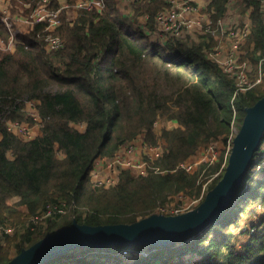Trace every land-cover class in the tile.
Returning <instances> with one entry per match:
<instances>
[{
    "label": "trees",
    "instance_id": "trees-1",
    "mask_svg": "<svg viewBox=\"0 0 264 264\" xmlns=\"http://www.w3.org/2000/svg\"><path fill=\"white\" fill-rule=\"evenodd\" d=\"M23 1L33 8L40 0ZM62 1L53 0L52 7ZM228 2L209 1L212 21L224 15ZM104 3L101 12H81L72 23L62 17L56 30L64 39L59 50L45 49L38 36L44 25L36 24L16 36L14 51L0 52V218L24 223L48 202L65 201L71 206L65 215L48 219L34 231L7 235L0 243V264L11 259L12 247L19 253L47 233L70 226L73 219L88 225L130 224L153 214L171 194L199 197L206 176L223 163L225 145L213 165L202 163L191 172L173 169L209 140L226 139L233 106L239 129L245 109L264 96V78L234 95L233 80L206 54L221 39L219 35L206 34L193 44L177 40L166 47L146 35L143 26L153 28L165 0ZM239 4L242 11L251 8L244 48L254 78L258 60L264 56V12L260 0H239ZM8 33L0 19V37L6 39ZM33 100L44 125L40 135L23 140L8 129L6 121L31 122L24 108L26 101ZM162 118L174 119L178 126L162 127L157 133L154 123ZM139 135L148 145L162 140V155L148 162L166 171L149 167L142 175L124 168L116 185L94 189L88 180L94 161L111 157L121 144ZM263 145L264 133L258 150ZM253 164L235 203L206 229L180 244L147 246L146 254L126 264H183L190 252L206 264H264V214L258 217L257 207L249 208L264 199V177L250 183ZM224 169L209 182L207 192ZM15 196L20 197L17 202L12 201ZM243 213L258 217L259 222L253 232L244 230L249 238L237 248L235 229ZM144 248H78L47 264H115L123 260V253Z\"/></svg>",
    "mask_w": 264,
    "mask_h": 264
},
{
    "label": "built area",
    "instance_id": "built-area-1",
    "mask_svg": "<svg viewBox=\"0 0 264 264\" xmlns=\"http://www.w3.org/2000/svg\"><path fill=\"white\" fill-rule=\"evenodd\" d=\"M120 1L122 4H132L147 0ZM260 1L264 12V0ZM165 2L166 5L155 15L153 28L150 29L143 26L144 33L152 40L166 47L167 44L175 43L177 40L188 42V35L190 33H197L201 36H205L206 34L211 36L219 35L221 39L218 43L206 49V54L211 61L216 63L233 80L236 87L234 95L238 92H246L263 80L264 56L259 58L257 74L252 78L250 76V66L252 70V64L246 56L245 48L242 49L250 33V19L247 20L245 17H242L237 20L235 19L232 24L224 25L222 23L224 15L216 22L212 21L211 12L207 10V6L206 8H200L198 0H165ZM233 3L234 0H229L228 7L232 6ZM52 4L53 0H40L32 8L30 2H24L23 0H0V19L9 32L6 39L0 37V52L14 51L17 44L16 36L25 33L36 24L44 25L42 34H38V36L42 38L45 49L47 51L59 50L64 46V39L56 33V30L62 25V17H64L66 22L72 23L75 18L70 16V12L76 11L78 15L84 11L101 12L105 5L104 0H65L56 8H53ZM16 8L18 10H14ZM248 18L250 17L248 16ZM223 39L229 41L227 48H224L221 44ZM27 102L31 101H26V104ZM232 110L233 115L230 130L226 139L219 137L209 140L203 145L199 159H197V153H195L191 159L180 162L173 169L184 168L191 172L200 163H206V166L213 165L218 160L220 149L225 145L224 161L219 169L212 173L207 181L202 184L201 194L198 197L200 201L208 190L209 182L221 173L231 151L233 139L238 131L235 124L237 111L234 106ZM30 118H32L31 122L26 120L20 122L6 121V125L11 132L21 139H33L41 134L44 124L37 109ZM158 123L159 120L154 123V127ZM163 150L162 144L159 143L155 146L148 145L143 141V136L139 135L121 144L111 157L97 158L88 172V180L94 189H103L116 185L119 181L120 173L124 168H130L142 175L148 172L149 167L153 168L155 172H165L166 170L150 166L148 162L160 157ZM258 152L254 156L253 163L258 156ZM202 160L204 161L202 162ZM259 165H264L263 160ZM164 204L158 205L154 213L167 215L168 213ZM69 207L71 206H67L65 201L58 203L48 202L41 211L30 216L24 223H14L9 219L0 218V243H5L7 235L11 236L15 233L23 232L24 229L34 231L39 224L44 225L48 219H55L65 215ZM188 210L190 209H176L168 215H176ZM254 229L255 227L249 228L250 232H253Z\"/></svg>",
    "mask_w": 264,
    "mask_h": 264
},
{
    "label": "water",
    "instance_id": "water-1",
    "mask_svg": "<svg viewBox=\"0 0 264 264\" xmlns=\"http://www.w3.org/2000/svg\"><path fill=\"white\" fill-rule=\"evenodd\" d=\"M264 133V96L245 109L222 177L193 209L176 215L153 213L133 223L88 225L73 219L68 227L47 233L5 264H47L78 248L114 245L169 246L206 229L237 199Z\"/></svg>",
    "mask_w": 264,
    "mask_h": 264
},
{
    "label": "rangeland",
    "instance_id": "rangeland-1",
    "mask_svg": "<svg viewBox=\"0 0 264 264\" xmlns=\"http://www.w3.org/2000/svg\"><path fill=\"white\" fill-rule=\"evenodd\" d=\"M234 0V3L235 4ZM26 9V8H24ZM14 10H18V8L14 9ZM237 12L241 11V8L236 10ZM131 12V11H130ZM129 15V11L126 12ZM71 17L76 18V16L78 15V12L74 11V13L72 14L71 12L69 13ZM133 13L131 12V15ZM234 16L235 17H241L240 15L236 14L234 12ZM245 44V43H244ZM244 48V45L242 46V49ZM250 73H252L251 70V66H250ZM37 101H31V102H27L26 107H25V113L27 116H31L35 113L36 111V105ZM174 119H168V118H162L158 124L155 125L154 129L156 130L157 133L160 132V129L162 127L165 128H174L177 125V122L175 124L174 121H172ZM175 125V126H174ZM79 129H83V125H78ZM162 140H160V144ZM203 150V146H200L195 153H197V159H199L201 157V152ZM264 145L262 146L261 150H259L258 152V156L254 161V165L252 167V174L250 176V183H254V181L258 178H263L264 177V165H259L262 160H263V164H264ZM204 160H202L203 162ZM202 164V163H200ZM199 164V165H200ZM198 165V166H199ZM263 167V168H262ZM207 178H209L208 176H206ZM200 203V200H198L197 198H192L189 197L188 195L183 194L182 192L179 193H175V194H171L167 197V201L164 204V207L166 208V211L168 214H170L172 211H175L176 209H180V210H184L186 208L192 209L195 208L198 204ZM256 206L257 207V213L256 215L259 216H263L264 214V199H259L257 201L252 202V204L249 205V208H252V206ZM157 213V212H156ZM167 214V215H168ZM255 217L254 215H249V214H245L243 213L241 216V220H240V224L239 227L235 229L236 233H237V248H240V246L242 245V243H245L248 238L249 235H247V233L244 232L245 229H249L254 227V225L257 224V221L259 222V218ZM141 219V218H139ZM146 247L144 249L141 250H132V252L128 251L122 254L123 260L117 261L116 263H132L133 260L135 258H137L139 255H141L142 253L146 254ZM17 254V251L14 247V249L11 251L10 256L13 257ZM115 263V264H116ZM183 264H206L204 258H202L201 256H199L197 253L195 252H190L188 254H186L183 258Z\"/></svg>",
    "mask_w": 264,
    "mask_h": 264
},
{
    "label": "crops",
    "instance_id": "crops-1",
    "mask_svg": "<svg viewBox=\"0 0 264 264\" xmlns=\"http://www.w3.org/2000/svg\"><path fill=\"white\" fill-rule=\"evenodd\" d=\"M210 0H198V3H199V6L200 8H206V6L208 5ZM236 4H233L232 6H229L228 9L226 10L223 18H222V23H224V25H229V24H232L234 22V20L236 19H239V17H235L234 16V12L238 15H240L242 17H245L247 20H249L250 18H248V16H250V12H251V8H246L244 11H240V12H237L236 10L240 9V4H239V0H236ZM72 14L74 13V11L71 12ZM129 15H131V12H129ZM201 35H198L197 33H190L188 35V44H192V43H199L201 41ZM221 44L224 48H227L228 47V44H229V41L223 39V41H221ZM161 120V119H160ZM159 120V121H160ZM175 122L176 124V121L175 120H172ZM175 126V125H174ZM20 199L19 196H15L13 197L12 201L13 202H17L18 200ZM20 209L22 210H25V208L23 206H20ZM4 244V243H2ZM14 248L12 247L11 251L13 250ZM10 251V253H11Z\"/></svg>",
    "mask_w": 264,
    "mask_h": 264
},
{
    "label": "bare ground",
    "instance_id": "bare-ground-1",
    "mask_svg": "<svg viewBox=\"0 0 264 264\" xmlns=\"http://www.w3.org/2000/svg\"><path fill=\"white\" fill-rule=\"evenodd\" d=\"M257 223H258V221H257Z\"/></svg>",
    "mask_w": 264,
    "mask_h": 264
}]
</instances>
